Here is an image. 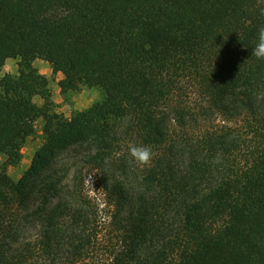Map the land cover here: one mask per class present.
<instances>
[{
  "label": "trees",
  "instance_id": "trees-1",
  "mask_svg": "<svg viewBox=\"0 0 264 264\" xmlns=\"http://www.w3.org/2000/svg\"><path fill=\"white\" fill-rule=\"evenodd\" d=\"M261 9L0 0V264H264ZM10 58L17 74L2 75ZM35 60L62 75V94L85 86L103 99L57 114ZM38 119L43 144L14 181L7 168ZM130 144L149 146L152 163H132ZM68 151L90 169L71 185L56 166ZM27 227L37 232L24 238Z\"/></svg>",
  "mask_w": 264,
  "mask_h": 264
},
{
  "label": "rangeland",
  "instance_id": "rangeland-1",
  "mask_svg": "<svg viewBox=\"0 0 264 264\" xmlns=\"http://www.w3.org/2000/svg\"><path fill=\"white\" fill-rule=\"evenodd\" d=\"M17 58H10L6 60L1 74H17ZM38 71H43L48 69L47 76H44L48 80V88L50 90V100L53 104L54 112L57 114H62L65 117H70L74 112H79L88 109L91 105L100 102L104 94L99 88H89L81 87L78 91H70L62 94L58 87L57 75L52 73L51 67H48L46 63H39L33 65ZM38 106L42 105V100L40 98L34 99ZM43 120L38 119L34 124L33 134L27 137L22 144L20 150V160L14 166L7 168V173L11 179L14 181L18 180L23 172L29 167L30 161L34 153L43 144V134H42ZM5 156H0V162L5 160ZM79 156L72 151H68L61 155L57 161L56 166L58 168L68 169V173L63 181V184L71 185L73 174L77 168H83V174L89 171L88 167L78 162ZM76 164V165H75ZM87 174V173H86ZM84 189L90 194V197L94 200L93 202L102 204L103 196L100 190L97 189L96 183L93 182L92 175H85ZM90 176V177H89ZM37 232V229L27 227L24 230V238L32 237Z\"/></svg>",
  "mask_w": 264,
  "mask_h": 264
},
{
  "label": "clouds",
  "instance_id": "clouds-1",
  "mask_svg": "<svg viewBox=\"0 0 264 264\" xmlns=\"http://www.w3.org/2000/svg\"><path fill=\"white\" fill-rule=\"evenodd\" d=\"M260 15L264 16V9L260 10ZM252 55L255 56L257 60L264 61V26L258 29L257 42L252 49ZM128 153L131 157V162L139 167L149 166L154 159L152 149L142 144H130L128 146Z\"/></svg>",
  "mask_w": 264,
  "mask_h": 264
},
{
  "label": "crops",
  "instance_id": "crops-1",
  "mask_svg": "<svg viewBox=\"0 0 264 264\" xmlns=\"http://www.w3.org/2000/svg\"><path fill=\"white\" fill-rule=\"evenodd\" d=\"M39 63H46V62H44L42 60H35L34 63H33V65L34 64L36 65V64H39ZM46 64H48V63H46ZM48 67H50L49 64H48ZM48 71H49L48 69L47 70L44 69L43 71H38V72L41 75L47 76ZM56 75H57V80L58 81L62 79V75L60 73H57Z\"/></svg>",
  "mask_w": 264,
  "mask_h": 264
}]
</instances>
